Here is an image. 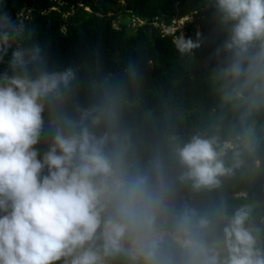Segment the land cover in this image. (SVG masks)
<instances>
[{"label":"clouds","instance_id":"clouds-1","mask_svg":"<svg viewBox=\"0 0 264 264\" xmlns=\"http://www.w3.org/2000/svg\"><path fill=\"white\" fill-rule=\"evenodd\" d=\"M6 4L0 0V264H264L248 207L228 215L223 201L200 207L186 195L217 189L239 167L238 152L225 165L233 144L194 134L170 141L167 153L142 154L121 119L123 94L105 87L78 104L74 70L50 66ZM210 4L227 32L223 74L236 86L233 98L264 106V0ZM175 42L181 52L198 46ZM245 147L251 152V141Z\"/></svg>","mask_w":264,"mask_h":264},{"label":"trees","instance_id":"trees-1","mask_svg":"<svg viewBox=\"0 0 264 264\" xmlns=\"http://www.w3.org/2000/svg\"><path fill=\"white\" fill-rule=\"evenodd\" d=\"M22 2L32 13L23 31L42 46L50 66L74 70L78 104L87 105L105 87L123 94L121 119L142 154L167 153L170 141L194 134L233 144L225 165L232 166L238 152L239 167L222 177L217 189L186 195L200 207L223 201L228 215L248 207L247 226L264 249V106L249 108L246 99L233 98L236 86L223 74L227 32L214 18L210 0H58L49 10L47 0H7L16 19ZM182 16L192 22L163 31ZM137 18L145 23L126 26ZM180 36L198 46L181 52L175 42Z\"/></svg>","mask_w":264,"mask_h":264},{"label":"rangeland","instance_id":"rangeland-1","mask_svg":"<svg viewBox=\"0 0 264 264\" xmlns=\"http://www.w3.org/2000/svg\"><path fill=\"white\" fill-rule=\"evenodd\" d=\"M49 3H51V5L49 6V8H48V10L49 9H56V3H58L57 1L58 0H47ZM24 2V1H23ZM22 2V3H23ZM54 2H56V3H54ZM30 9H31V7H29L28 5H27V3H23V4H21L20 6H19V8L17 9V16H20L21 15V18H17V20L21 23V25H22V28L24 29L25 28V25L27 26L28 25V23L30 22L31 23V19H32V13H30ZM47 9V8H46ZM46 9H42L41 10V14L42 13H45V11H46ZM88 8H85V10H87ZM112 13V11L109 13V14H111ZM187 20H188V22H192V20H191V18H187ZM143 21V20H142ZM174 21V24H172V22ZM118 22H120V19H119V17H117V19H115L114 20V24H118ZM145 23V21H143V23H140L139 21H138V19H135V20H132L130 23L128 22L127 24H126V26L128 27V28H131V27H133V26H136V25H141V24H144ZM184 23H186V16H182L181 18H180V20H176V19H172L171 20V22H170V26L169 27H167L165 30L166 31H168L169 33H173V32H175L176 30H182V28L184 27ZM156 24V23H155ZM163 30H164V28H163ZM198 33H199V30H198ZM181 34H182V32H181ZM180 34V35H181ZM231 209H233V208H231ZM254 231V230H253Z\"/></svg>","mask_w":264,"mask_h":264},{"label":"bare ground","instance_id":"bare-ground-1","mask_svg":"<svg viewBox=\"0 0 264 264\" xmlns=\"http://www.w3.org/2000/svg\"><path fill=\"white\" fill-rule=\"evenodd\" d=\"M164 31H165V32H168V31H166L165 29H164Z\"/></svg>","mask_w":264,"mask_h":264}]
</instances>
